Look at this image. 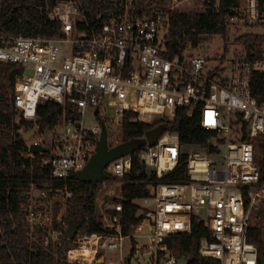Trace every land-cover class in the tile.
<instances>
[{
  "label": "built area",
  "instance_id": "obj_1",
  "mask_svg": "<svg viewBox=\"0 0 264 264\" xmlns=\"http://www.w3.org/2000/svg\"><path fill=\"white\" fill-rule=\"evenodd\" d=\"M185 1L194 5L196 10L191 11H218L221 0H117L115 12L89 32L75 28L84 18L80 2L59 0L49 18L62 23V36L0 31V61L23 67L11 106L33 121L38 105L46 100L70 105L74 111L54 134L36 127L28 141V156L36 154L30 152L31 144L45 148L39 153L50 151L52 157L43 163L51 166L52 182L68 180L88 164L104 123L109 146L120 145L117 130L111 128L120 127L126 116L129 122L151 124L156 118L172 120L178 109L186 108L190 115L197 113L200 126L211 132L203 145H182L179 134L162 124L165 130L156 143L140 147L141 159L161 178L186 156L189 180L151 184V195L139 199L142 204L136 201L134 216L142 222L128 234L123 202L101 207L103 231L76 235L74 246L66 251L70 262L126 264L130 257V264L135 260L140 264L143 258L146 264H176L167 238L189 234L195 216L208 229L199 245L203 258L220 264H257L258 250L248 240V231L256 212L264 207V177L255 139L264 142V32L258 33L263 37L262 57L235 59L229 75L192 53L190 45L170 56L166 53L170 14L186 12L179 10ZM101 17L98 14L96 19ZM227 23L264 29V0H239L229 8ZM255 87L261 88L259 94ZM110 108L115 119L108 117ZM88 114L94 124L87 123ZM132 155L108 163L107 178L130 174ZM116 183L122 191V181L105 184ZM32 190L37 192L31 191L23 204L25 219L32 232L46 230L45 244L56 242L62 231L51 227L62 223L72 191L67 185L53 184ZM120 194L116 196L121 198ZM144 225L148 229L142 232Z\"/></svg>",
  "mask_w": 264,
  "mask_h": 264
},
{
  "label": "trees",
  "instance_id": "obj_2",
  "mask_svg": "<svg viewBox=\"0 0 264 264\" xmlns=\"http://www.w3.org/2000/svg\"><path fill=\"white\" fill-rule=\"evenodd\" d=\"M59 0H0V31L11 35L41 36L54 38L63 35L62 23L49 18V12ZM80 2L84 18H79L75 28L87 30L99 27L103 21L116 10L117 0H75ZM239 0H221L217 11H172L170 27L167 33L166 53L174 56L187 46L197 47L205 41H212L217 35L228 39L229 8ZM101 14L100 20L96 17ZM90 26H88V24ZM236 43L243 46L245 57L258 58L263 55V37L258 33L241 34ZM224 60V55L221 57ZM23 73V67L16 63L0 61V264H79L70 262L66 251L74 246L66 237L69 225L77 221L80 226L77 235L103 231L97 203L99 189L110 181H122L121 198L110 196L107 202L124 206V232L130 233L142 219L134 216L136 201L149 197V186L159 180L170 182H187L186 156L182 157L178 167L167 175L158 178L141 159V148L132 155L130 174L123 177H108L104 182H83L76 174L66 181L51 179V166L44 164V159L52 157L50 151L28 156V141L24 135L38 127L48 135L54 134L67 117L74 116L70 105H60L53 101H43L37 108V120H28L11 106V94L17 78ZM260 87L254 88L259 94ZM125 120L119 128L121 144L132 140L143 139L147 132L165 124L167 131L179 134L182 145H203L211 132L199 124V116L188 114L186 108L177 110L172 120L156 118L151 124L129 122ZM105 126V123L103 124ZM23 132H19L20 130ZM252 141L250 137L246 138ZM258 153V164L264 177V142L261 137L255 138ZM64 187L72 191V197L65 202L62 223L54 222L51 229L62 231L56 242L45 244L44 229L32 232L25 219L23 204L29 200L33 188L43 190L48 187ZM111 212V211H109ZM208 236V229L197 217H193L192 230L189 234H175L167 238V244L173 254L185 257L189 264H220L219 261L203 258L199 254L202 237ZM248 240L258 250L257 264H264V207L256 212L248 231ZM126 264H130V257Z\"/></svg>",
  "mask_w": 264,
  "mask_h": 264
},
{
  "label": "water",
  "instance_id": "obj_3",
  "mask_svg": "<svg viewBox=\"0 0 264 264\" xmlns=\"http://www.w3.org/2000/svg\"><path fill=\"white\" fill-rule=\"evenodd\" d=\"M29 73L32 72L29 71ZM164 130L165 126L160 125L147 132L143 139L132 140L116 147H110L107 139V131L105 126H103L96 152L91 157L88 164L76 173L77 178L83 182H104L107 178L104 169L108 163L133 153L137 148L144 146L147 142L150 145H154ZM36 132V129L29 131L24 135V139L29 141ZM29 150L32 153H39L45 151V148L41 145L31 144ZM79 226V222H72L66 230V237L70 240L74 239L77 235ZM176 264H189V260L185 257H178Z\"/></svg>",
  "mask_w": 264,
  "mask_h": 264
},
{
  "label": "rangeland",
  "instance_id": "obj_4",
  "mask_svg": "<svg viewBox=\"0 0 264 264\" xmlns=\"http://www.w3.org/2000/svg\"><path fill=\"white\" fill-rule=\"evenodd\" d=\"M170 2H173V0H170ZM194 5L189 2V1H185L184 5H181L179 8V10H185L186 12L191 11V9L196 10L193 8ZM259 32H264L263 28H251V27H241V28H235L232 25L228 26V39L227 41H225L223 39L222 36L217 35L213 38L212 41H205L202 44H200L197 47H193L190 49V51L192 53H194L196 56L199 57H204L208 60L209 62V66H219L223 71H225L226 75H229L230 73V69H231V65L232 62L242 56H245V51L244 48L241 44L236 43V38L238 36H240L241 34H250V33H259ZM66 50V54L69 55L70 54V50L68 48H65ZM224 55V60H221V57ZM108 117L111 119H115V114L113 112V109H108ZM86 121L87 123L90 124H94V119L93 116L91 114H88L86 116ZM119 126H113L111 128V131H114L115 129L117 130L116 135L119 134ZM103 187V186H102ZM102 187L99 189V191H102ZM113 187V186H111ZM117 188V189H116ZM114 193H112L111 196H114L117 194V191L119 189V183H116L114 186ZM98 191V193H99ZM104 191V190H103ZM33 193H36V190H32ZM98 195V194H97ZM107 197H110L107 196ZM106 198H103L101 196V193L98 197V206H99V210L101 207H105V201ZM137 204H142L141 201H137ZM64 207H62V211H63ZM60 210V212H62ZM61 215V213H59ZM148 229L147 225L143 226V231L145 232ZM142 232H138L142 233ZM116 257H118V255H116ZM147 263V259L143 258L140 262V264H146ZM132 264H139L137 262V260L133 261Z\"/></svg>",
  "mask_w": 264,
  "mask_h": 264
},
{
  "label": "crops",
  "instance_id": "obj_5",
  "mask_svg": "<svg viewBox=\"0 0 264 264\" xmlns=\"http://www.w3.org/2000/svg\"><path fill=\"white\" fill-rule=\"evenodd\" d=\"M105 186H108L107 184H104L103 185V187H105ZM102 187V188H103ZM117 189V188H116ZM101 191V190H100ZM100 191H99V193H100ZM99 193H98V195H97V202H98V197H99ZM108 193V192H107ZM107 193H104L103 195H102V197L103 198H106L107 196H109V195H107ZM121 193V186L119 187V189H118V191H117V195L118 194H120ZM108 198V197H107ZM107 200V199H106ZM137 201H141V200H137ZM105 205L107 206V207H109V206H111L112 205V203L111 202H107V201H105Z\"/></svg>",
  "mask_w": 264,
  "mask_h": 264
},
{
  "label": "bare ground",
  "instance_id": "obj_6",
  "mask_svg": "<svg viewBox=\"0 0 264 264\" xmlns=\"http://www.w3.org/2000/svg\"><path fill=\"white\" fill-rule=\"evenodd\" d=\"M113 188H114V187H108V186L103 187V188H102V191H100L101 196H102L104 193H107V192L112 193L113 190H114ZM103 190H104V191H103ZM100 193H99V195H100Z\"/></svg>",
  "mask_w": 264,
  "mask_h": 264
}]
</instances>
